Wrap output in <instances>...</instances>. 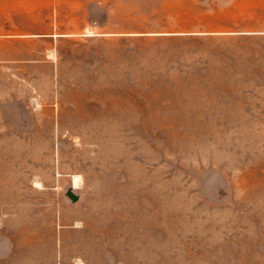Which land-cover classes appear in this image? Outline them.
<instances>
[{"label": "rangeland", "instance_id": "374dc122", "mask_svg": "<svg viewBox=\"0 0 264 264\" xmlns=\"http://www.w3.org/2000/svg\"><path fill=\"white\" fill-rule=\"evenodd\" d=\"M0 264H264V0H0Z\"/></svg>", "mask_w": 264, "mask_h": 264}, {"label": "water", "instance_id": "95a60500", "mask_svg": "<svg viewBox=\"0 0 264 264\" xmlns=\"http://www.w3.org/2000/svg\"><path fill=\"white\" fill-rule=\"evenodd\" d=\"M68 197L71 199V200H74V196L69 194Z\"/></svg>", "mask_w": 264, "mask_h": 264}, {"label": "bare ground", "instance_id": "6f19581e", "mask_svg": "<svg viewBox=\"0 0 264 264\" xmlns=\"http://www.w3.org/2000/svg\"><path fill=\"white\" fill-rule=\"evenodd\" d=\"M73 185H74V187H76L77 186V181L73 180Z\"/></svg>", "mask_w": 264, "mask_h": 264}]
</instances>
